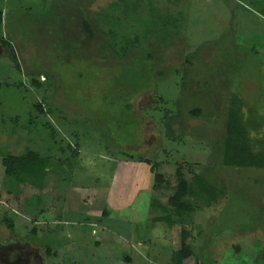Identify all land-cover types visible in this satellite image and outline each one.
Segmentation results:
<instances>
[{
  "label": "rangeland",
  "instance_id": "obj_1",
  "mask_svg": "<svg viewBox=\"0 0 264 264\" xmlns=\"http://www.w3.org/2000/svg\"><path fill=\"white\" fill-rule=\"evenodd\" d=\"M0 7V264H172L181 228L153 222L151 199L166 204L154 176L174 186L179 164L217 193L183 264H264V169L220 157L233 95L264 149V0ZM27 149L50 158L43 187L10 189L1 161Z\"/></svg>",
  "mask_w": 264,
  "mask_h": 264
},
{
  "label": "trees",
  "instance_id": "obj_2",
  "mask_svg": "<svg viewBox=\"0 0 264 264\" xmlns=\"http://www.w3.org/2000/svg\"><path fill=\"white\" fill-rule=\"evenodd\" d=\"M2 17L3 11L0 7V31ZM0 44L4 47L10 46L7 41L3 40L1 34ZM241 105L239 97L233 95L226 115L225 131L220 151L221 164L223 167L232 169L262 170L264 169V149L255 150L248 128L244 123V117L240 112ZM39 107L38 109H40ZM198 113L199 110L192 111V114L197 115ZM168 114L170 115L171 113L166 111L162 119H166ZM68 149L73 153V156L78 152L74 151V149L71 150L69 147ZM68 163L74 165V159L69 160ZM1 164L4 168V178L10 189H18L22 185H28L40 190L43 187V181L50 166V158L41 157L36 152L27 149L20 155H5ZM183 169L181 164L176 168V184L174 186H171L164 175L155 174L153 190L159 191L162 188H172L173 194L168 197L165 205L160 204L155 197L151 199V208L160 210L162 213L161 216L153 218V222H162L168 227L179 225L181 228V245L180 249L174 253V257L171 259L172 264H183L193 256L192 249L186 243L191 237L192 229L188 230L185 227H190L189 220L191 215L203 207V203H211L216 199L213 197H217V193H214L213 197L211 196L210 198L213 187L207 181L204 172L197 174L189 170L187 173H190L191 176L187 178ZM10 189L8 190L9 193H11ZM7 215L2 214L0 224L4 225L9 231H13L14 225ZM32 233L35 235L38 233L35 227L32 229ZM260 259L264 260V248L262 249Z\"/></svg>",
  "mask_w": 264,
  "mask_h": 264
}]
</instances>
